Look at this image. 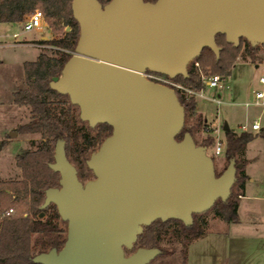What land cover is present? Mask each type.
<instances>
[{
	"label": "water",
	"instance_id": "95a60500",
	"mask_svg": "<svg viewBox=\"0 0 264 264\" xmlns=\"http://www.w3.org/2000/svg\"><path fill=\"white\" fill-rule=\"evenodd\" d=\"M71 7L80 35L50 86L67 94L90 126L113 129L88 158L94 177L86 181L65 140L56 141L49 166L59 172V186L45 190L40 207L57 206L67 238L33 260L150 264L159 248L132 251L144 227L173 218L191 225L194 214L229 198L243 163L232 158L218 176L206 146L190 132L177 138L186 112L176 90L144 72L188 76L205 47L219 58V33L234 46L241 38L264 45V0H72ZM223 129L230 130L227 122Z\"/></svg>",
	"mask_w": 264,
	"mask_h": 264
},
{
	"label": "trees",
	"instance_id": "16d2710c",
	"mask_svg": "<svg viewBox=\"0 0 264 264\" xmlns=\"http://www.w3.org/2000/svg\"><path fill=\"white\" fill-rule=\"evenodd\" d=\"M29 1L0 0V22L24 21V17L31 12ZM36 1L42 5L47 19L61 21L69 27V30L62 38L41 40L57 48L53 50L55 55L40 53L37 60L25 62L27 87L13 93V101L16 105L28 106L30 109L29 121L21 123L18 130L25 133L38 132L42 138L34 149L24 151L17 157V165L22 168V179L0 180L1 186L10 188L15 193L14 197L9 195L11 200L9 205L19 203L26 208L22 214L0 218V264H42L33 260L36 254L53 247L60 249L64 245L67 238V222L61 218L57 206L52 203L45 209L40 207L45 199V190L59 186L60 174L49 166V163L54 161L56 141L60 138L65 140L67 156L77 167L79 178L84 181L90 179L89 174L92 171L87 165L88 158L113 129L108 123L90 126L87 121L80 118V109L70 101L69 96L50 86L53 77L61 74L64 64L73 55L69 50H75L80 27L73 16L72 0ZM100 1L106 3L109 0ZM216 41L221 46L219 58L211 48L205 47L201 54L190 62L188 76L178 75L174 80L191 90H200L203 87V81L195 66L196 61L205 72H208V68L212 69L211 74L230 75L231 68L242 53L243 47L251 59L255 58L259 49V44L253 46L246 38H241L240 45L234 46L221 33L216 35ZM176 92L186 112L184 129L177 138L182 139L185 132H190L195 138V133L204 126L206 120L201 114H197L195 95L187 94L178 88ZM224 132V167L221 170L216 168V174L221 175L232 158L238 163H243V167L237 170V179L231 188L229 198L226 201L218 199L211 209L223 220L237 223L240 222L239 199L244 195L240 189L245 187L249 178L245 171L248 160L239 157V154L246 149L256 135L249 131L240 134L234 130ZM262 135L264 136L263 132ZM196 142L206 146L208 151H212L216 137L209 132L201 143L197 140ZM212 154L211 156L215 159ZM41 212H44V216H41ZM205 225L204 213L194 214L191 225H186L183 221L174 218L166 221L157 219L144 227L132 251L141 246L159 248L160 253L150 262L155 264L159 258L175 251L163 244L168 235H172L183 243L181 253L187 259V246L191 241L206 234Z\"/></svg>",
	"mask_w": 264,
	"mask_h": 264
},
{
	"label": "rangeland",
	"instance_id": "374dc122",
	"mask_svg": "<svg viewBox=\"0 0 264 264\" xmlns=\"http://www.w3.org/2000/svg\"><path fill=\"white\" fill-rule=\"evenodd\" d=\"M35 8L43 10L40 3H37ZM46 20L48 26L42 31H26L24 24L21 23H0V34H8L4 37L0 36V127L14 122L17 125L15 129L9 127L8 138L13 140L9 142L3 153L4 161L11 159L13 153L34 149L42 138L38 132L25 133L18 130L21 123L29 121L30 109L28 106L14 105L13 93L27 87L25 62L37 60L40 53L55 55L53 50L57 48L41 42L42 37L62 38L69 30V27L61 21L47 18ZM14 32L18 33L17 37L12 36ZM19 40L28 41L30 44H15ZM243 49L231 68L230 75L221 85L207 86L202 96L194 94L198 109L204 113L209 122L218 124L220 128L221 125L223 128L225 122H229L232 130L238 134L242 132L239 126L245 123L250 125V131H254L251 125L255 119H259L264 128V106L255 103L256 92L264 90V83L260 81V77L264 74V45L259 44L254 59H251ZM69 51L75 53L73 50ZM207 70L208 72L203 70L204 74H211L212 69L207 68ZM74 108L77 113L76 107ZM197 114L200 113L197 111ZM204 115L202 116L205 119ZM203 127L195 133L198 143H201L209 132L214 134V127H211L208 121H205ZM13 132H17L14 137H12ZM221 132L223 133L222 130ZM256 132L260 134V131ZM222 137L225 141V135L222 134ZM24 138L28 140L25 141ZM211 152L208 151L210 155ZM224 153L225 147L222 155L212 154L218 170L224 167ZM239 157L249 160L245 171L250 175L246 187L240 189L244 194L239 199L240 222H227L210 209L204 212L206 234L189 243L187 259L181 253L183 243L168 235L163 244L175 251L159 258L155 264H264V136L259 135L250 141ZM89 177H94L93 171L90 172ZM11 207L14 209L12 214H22L26 209L19 203L7 209Z\"/></svg>",
	"mask_w": 264,
	"mask_h": 264
},
{
	"label": "built area",
	"instance_id": "2783aa9c",
	"mask_svg": "<svg viewBox=\"0 0 264 264\" xmlns=\"http://www.w3.org/2000/svg\"><path fill=\"white\" fill-rule=\"evenodd\" d=\"M23 24H24V29L26 31H31V30L42 31L45 27L48 26V21L46 20L44 11L40 8H35L28 15V17L25 19ZM195 66L197 67V69L201 75V79H202L203 84H204L203 86H205V87H202L200 90H191V89L185 87L183 84L175 81L174 78H171L165 74H160V73H156V72L148 70V71L144 72V75L151 80L169 85V86L173 87L175 90H176V88H178V89L184 90L187 94H190V95L196 94V95H201V96H202L204 89L207 86L218 87L219 85H221V83L224 82L225 78L228 76V75H222V74H208V75L204 74V72H203L202 68L200 67V64L198 61L195 62ZM260 81L262 83H264V74L260 77ZM255 103L264 106V90L256 92ZM239 128L242 132L249 131L250 125L245 123V124L240 125ZM251 128H252V130H257V131L264 130L259 119L254 120V122L251 125ZM221 130H223L222 126H221V128L220 127L214 128V131H213L214 132L213 135H215V137H216V143L212 148V152L215 155H222V153L224 152L225 141L220 135ZM13 212H14V209L11 207V208L5 210L4 212H2L0 215V218H2L4 216L12 215Z\"/></svg>",
	"mask_w": 264,
	"mask_h": 264
},
{
	"label": "crops",
	"instance_id": "0c3cea01",
	"mask_svg": "<svg viewBox=\"0 0 264 264\" xmlns=\"http://www.w3.org/2000/svg\"><path fill=\"white\" fill-rule=\"evenodd\" d=\"M36 5H37V1L36 0H30L29 1V7H30V9H31V12L33 11V9H34V7H36ZM30 12V13H31ZM29 13V14H30ZM29 14H27L25 17H24V21H25V19H26V17H28V15ZM24 21H22V22H0L1 24H11V23H21V24H23L24 23ZM6 35H8L7 33H2V34H0V36H6ZM12 36H14V37H17L18 36V33L17 32H14L13 34H12ZM43 39H48L49 37L48 36H43L42 37ZM15 44H17V45H27V44H30L28 41H18V42H16ZM24 73V72H23ZM218 101V100H217ZM219 102V101H218ZM13 104L14 105H16L14 102H13ZM197 111L200 113V114H202V115H204V113L202 112V111H200L199 109H198V105H197ZM204 117H205V120L206 121H208V123L210 124V126L211 127H214V128H217V127H219V125L218 124H214L213 122H209V120H208V118L204 115ZM21 123V122H20ZM228 123V125H229V127H230V130H232V128H231V126H230V124H229V122H227ZM222 126V125H221ZM224 126V125H223ZM9 127L12 129H15V128H17V125L15 124V122L13 123V124H9V125H7V126H5V127H0L1 129H0V180H6V181H9V180H15V181H18V180H21L22 178H23V173H22V168L21 167H19L18 165H17V157H18V155L19 154H21L22 153V150L21 151H19V152H17V153H13V154H11L12 156V158L11 159H7V161H4L3 160V153H4V151L7 149V146H8V144H9V142L11 141V140H13V139H10V138H8V131H9ZM213 128V129H214ZM223 131V133L221 132L220 133V135H221V137H222V134L223 135H225V132H224V129L222 130ZM241 131V130H240ZM257 130H254V131H250L249 130V132H252V133H254L255 135H256V137L257 136H259V135H261L262 136V132L264 131V130H262V131H260V134H258L257 132H256ZM264 133V132H263ZM15 135H12V137H14ZM223 138V137H222ZM25 139V138H24ZM28 139H25V141H27ZM248 160V159H247ZM249 161V160H248ZM248 175V174H247ZM249 177H250V175H248ZM247 185V184H246ZM246 185H245V187H246ZM9 195H12L13 197L15 196V193H14V191H12L10 188H6V187H4V186H1L0 185V213L3 211V210H5V209H7L10 205H9V202H11V200L9 199ZM242 196H244V195H242Z\"/></svg>",
	"mask_w": 264,
	"mask_h": 264
}]
</instances>
